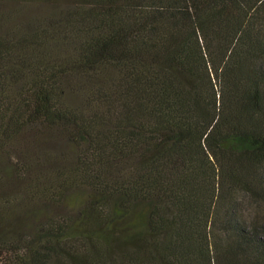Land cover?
Returning <instances> with one entry per match:
<instances>
[{"label": "trees", "instance_id": "obj_1", "mask_svg": "<svg viewBox=\"0 0 264 264\" xmlns=\"http://www.w3.org/2000/svg\"><path fill=\"white\" fill-rule=\"evenodd\" d=\"M0 264H264V0H0Z\"/></svg>", "mask_w": 264, "mask_h": 264}, {"label": "rangeland", "instance_id": "obj_2", "mask_svg": "<svg viewBox=\"0 0 264 264\" xmlns=\"http://www.w3.org/2000/svg\"><path fill=\"white\" fill-rule=\"evenodd\" d=\"M43 179H45V176L43 177ZM43 182H48V181H43Z\"/></svg>", "mask_w": 264, "mask_h": 264}]
</instances>
